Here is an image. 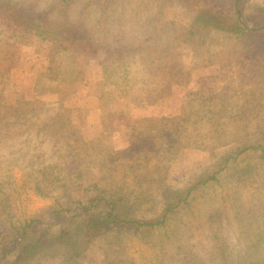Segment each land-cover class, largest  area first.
Returning a JSON list of instances; mask_svg holds the SVG:
<instances>
[{
  "label": "rangeland",
  "instance_id": "1",
  "mask_svg": "<svg viewBox=\"0 0 264 264\" xmlns=\"http://www.w3.org/2000/svg\"><path fill=\"white\" fill-rule=\"evenodd\" d=\"M39 3L54 18L85 19L95 39L58 50L0 24V194L19 218L70 205L95 185L111 192L180 188L237 144H264V35L212 27L182 44L184 23L203 5L232 17L241 3L253 24L264 20L252 13L264 0ZM35 62L43 64L38 81ZM182 215L161 231L160 248L129 238L130 258L185 264L192 251L207 264L221 232L222 248L235 251L264 237V165L200 192ZM105 259L92 246L82 264Z\"/></svg>",
  "mask_w": 264,
  "mask_h": 264
},
{
  "label": "trees",
  "instance_id": "2",
  "mask_svg": "<svg viewBox=\"0 0 264 264\" xmlns=\"http://www.w3.org/2000/svg\"><path fill=\"white\" fill-rule=\"evenodd\" d=\"M161 1L166 4L168 0ZM178 1L187 6L190 2ZM69 2L63 0V3ZM241 3L235 4L236 15L232 17L206 11L207 5H203L190 21L184 23L187 30L182 34V44H190L195 34H209L212 27L232 36L264 35V20L250 24L253 16L244 13ZM111 5L113 3L110 2L104 5L105 16L110 15L107 9ZM60 11L65 12L64 9ZM252 13L264 15V8ZM57 18L51 16L39 0H0V24L23 31L30 38L48 39L56 44L58 50L93 45L95 37L85 19ZM35 64L39 65L38 62ZM31 65V68L35 67ZM42 65L35 70L37 81L44 72ZM9 68L1 71L9 72ZM161 82L166 83L164 79ZM263 165L264 144L241 143L217 156L180 188L160 187L154 191L138 188L130 192L121 188L111 192L95 185L93 192L85 198L75 199L67 206L57 202L48 214L25 218H19L7 197L2 198L0 194V264H82L83 256L92 246L105 252L106 264H137L126 250L129 238L148 240L160 248L162 242L157 238L161 231L165 233L166 228L178 218L182 221V213L190 209L200 192L221 185L226 178L242 181ZM221 234L215 243L214 257L207 264H264V237L235 251L226 244L222 248ZM183 258L186 259L185 264H206L202 256L192 251L185 252Z\"/></svg>",
  "mask_w": 264,
  "mask_h": 264
}]
</instances>
